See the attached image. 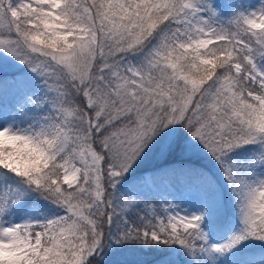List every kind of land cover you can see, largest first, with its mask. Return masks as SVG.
<instances>
[{"label":"snow or ice","instance_id":"1","mask_svg":"<svg viewBox=\"0 0 264 264\" xmlns=\"http://www.w3.org/2000/svg\"><path fill=\"white\" fill-rule=\"evenodd\" d=\"M0 264H264V0H0Z\"/></svg>","mask_w":264,"mask_h":264}]
</instances>
